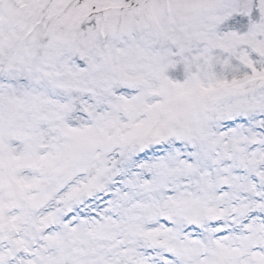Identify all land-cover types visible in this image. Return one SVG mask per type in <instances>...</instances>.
<instances>
[{
  "label": "snow or ice",
  "instance_id": "1",
  "mask_svg": "<svg viewBox=\"0 0 264 264\" xmlns=\"http://www.w3.org/2000/svg\"><path fill=\"white\" fill-rule=\"evenodd\" d=\"M0 264H264V0H0Z\"/></svg>",
  "mask_w": 264,
  "mask_h": 264
}]
</instances>
